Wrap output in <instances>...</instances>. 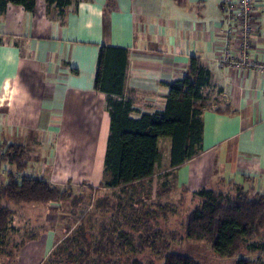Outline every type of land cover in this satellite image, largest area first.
I'll return each mask as SVG.
<instances>
[{"label": "crops", "instance_id": "crops-1", "mask_svg": "<svg viewBox=\"0 0 264 264\" xmlns=\"http://www.w3.org/2000/svg\"><path fill=\"white\" fill-rule=\"evenodd\" d=\"M220 3L77 0L61 13L46 0H35L31 10L6 9L0 1V141L23 145L26 170L57 187H97L112 177L105 168L109 100L128 104L133 117L160 111L168 84L188 76L190 57H198L208 70L201 150L171 168V140L159 138L158 149H167L160 161L175 173L183 194L234 186L264 192V0H255L259 28L248 59L256 65L247 67L217 63L224 49L216 32ZM102 46L126 50L121 95L95 86ZM40 203L46 205L36 209L49 210L45 221L30 225L11 259L0 256V264L47 261L61 239L59 207ZM22 204L12 205L11 218L27 226L18 218Z\"/></svg>", "mask_w": 264, "mask_h": 264}, {"label": "trees", "instance_id": "trees-1", "mask_svg": "<svg viewBox=\"0 0 264 264\" xmlns=\"http://www.w3.org/2000/svg\"><path fill=\"white\" fill-rule=\"evenodd\" d=\"M0 1L6 9L20 7L31 10L35 0ZM46 1L55 4L63 13L65 7L76 4L77 0ZM125 65V49L102 46L98 56L96 88L121 95ZM207 83L208 70L198 57H190L188 76L168 84L162 110L133 117L129 115L128 104L109 100L105 168L112 177L101 185L126 188L152 178L154 167L161 159L157 145L159 138L171 140V168L195 157L201 150V110L209 106L201 93ZM26 153L21 144L0 141V230L6 227L14 214L12 205L68 199L65 191L48 180L24 174ZM5 165L7 168L3 170ZM16 174H20L19 178ZM233 188L240 189L244 196L229 197L224 195L227 192L204 188L195 193L200 203L188 214L186 236L209 240L219 255L233 254L242 246L250 251H264V192H250L241 186ZM255 238L261 241L253 240ZM163 264L199 263L189 255L170 252L164 256ZM237 264H264V260L240 257Z\"/></svg>", "mask_w": 264, "mask_h": 264}, {"label": "rangeland", "instance_id": "rangeland-1", "mask_svg": "<svg viewBox=\"0 0 264 264\" xmlns=\"http://www.w3.org/2000/svg\"><path fill=\"white\" fill-rule=\"evenodd\" d=\"M160 150L165 157V145ZM164 163L162 158L152 178L126 188L59 187L68 195L67 200L54 201L59 207L61 239L44 264H163L170 252L189 255L199 264H237L240 257L264 259V251L243 246L233 254L219 255L209 240L187 237L185 223L200 198L183 194L175 173ZM224 195L244 196L238 188ZM44 205L22 204L18 218L27 226H18L10 218L0 230L1 257L9 261L29 226L45 221L49 210L36 209Z\"/></svg>", "mask_w": 264, "mask_h": 264}, {"label": "built area", "instance_id": "built-area-1", "mask_svg": "<svg viewBox=\"0 0 264 264\" xmlns=\"http://www.w3.org/2000/svg\"><path fill=\"white\" fill-rule=\"evenodd\" d=\"M220 7L223 18L216 25V32L224 43V49L217 57L218 65L220 67L256 65L254 61L248 59L252 35L259 28L255 0H221ZM6 168L5 165L3 170ZM24 174L29 177L36 176L34 171L29 169L25 170ZM19 176L20 174H16V177Z\"/></svg>", "mask_w": 264, "mask_h": 264}]
</instances>
